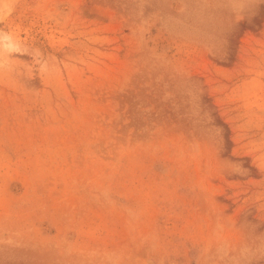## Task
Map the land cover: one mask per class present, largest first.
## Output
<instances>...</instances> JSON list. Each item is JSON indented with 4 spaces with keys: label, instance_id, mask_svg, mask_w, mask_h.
Listing matches in <instances>:
<instances>
[{
    "label": "rangeland",
    "instance_id": "rangeland-1",
    "mask_svg": "<svg viewBox=\"0 0 264 264\" xmlns=\"http://www.w3.org/2000/svg\"><path fill=\"white\" fill-rule=\"evenodd\" d=\"M0 264H264V0H0Z\"/></svg>",
    "mask_w": 264,
    "mask_h": 264
}]
</instances>
